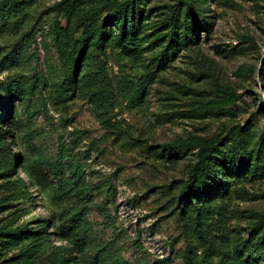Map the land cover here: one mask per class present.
<instances>
[{"label":"rangeland","instance_id":"1","mask_svg":"<svg viewBox=\"0 0 264 264\" xmlns=\"http://www.w3.org/2000/svg\"><path fill=\"white\" fill-rule=\"evenodd\" d=\"M120 1L0 0V264H264V0H137L98 49ZM203 140L216 250L177 202Z\"/></svg>","mask_w":264,"mask_h":264},{"label":"trees","instance_id":"2","mask_svg":"<svg viewBox=\"0 0 264 264\" xmlns=\"http://www.w3.org/2000/svg\"><path fill=\"white\" fill-rule=\"evenodd\" d=\"M137 0H121L118 3L112 5L111 10L105 20H101L98 23L95 30L96 34V46L98 49H103L106 42H104V38L106 36L105 27L106 22L108 20H115L120 22V31L119 37L124 40L128 34L132 33L136 27L134 23V16L129 15L130 10H133V6L135 5ZM94 31V29H93ZM93 33H89L86 38H90ZM194 34H190L187 36L189 40H193ZM85 40L82 41L83 47L81 54L76 58L73 65L70 67L69 71V81L73 86L79 83L80 75H79V67L80 63L83 62V58L87 55ZM95 48V47H94ZM79 72V73H78ZM97 78L100 79L103 77L104 71L99 69L97 72ZM105 78V76H104ZM103 78V79H104ZM107 84L103 87V94L106 96L105 100L113 105L115 103V93H113V85L110 81H106ZM18 88H14L10 90V93L18 94ZM237 128V127H236ZM201 147L198 151L197 161L194 163L192 168L190 169L187 180L181 187L177 195V202H192V210L195 213V218L193 221L194 229L199 236V239L205 243L206 247L216 250V247H212V243L210 239L207 237L204 231L205 223L203 221V216L205 215V204L206 198L211 196L213 192L216 190V182L213 179H210V164L215 156V148L219 144L214 143L212 141L203 140L200 142ZM183 145V141H176L174 143L167 144L168 147H172L174 149ZM73 231L75 232L76 243L82 247L84 244V236L80 229L74 227ZM264 259V254L262 255Z\"/></svg>","mask_w":264,"mask_h":264}]
</instances>
